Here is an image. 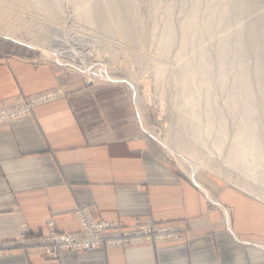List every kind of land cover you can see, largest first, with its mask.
<instances>
[{"label":"crops","instance_id":"crops-1","mask_svg":"<svg viewBox=\"0 0 264 264\" xmlns=\"http://www.w3.org/2000/svg\"><path fill=\"white\" fill-rule=\"evenodd\" d=\"M68 80L0 42V106L57 92L0 124V244L45 236L51 222L79 232L80 208L127 227L147 219L183 226L184 236L58 259L38 245L0 247V264H264V200L202 176L211 198L145 135L86 121L81 85Z\"/></svg>","mask_w":264,"mask_h":264},{"label":"rangeland","instance_id":"rangeland-1","mask_svg":"<svg viewBox=\"0 0 264 264\" xmlns=\"http://www.w3.org/2000/svg\"><path fill=\"white\" fill-rule=\"evenodd\" d=\"M60 1L61 3L58 5L59 9H56L54 12V14L59 13L60 15L54 16L53 14L51 16L53 12H45L41 9L36 11L37 8L31 7L27 0H0V31L11 30L18 38L34 42L36 46L32 47L25 45L2 33H0V42L11 46L14 50L22 53L32 61L53 65L60 73H63L67 79H70L68 81H71V84L81 85V91L78 94L80 98L79 104L82 107L83 117L86 121L94 120L105 128L114 129L125 127L131 132L145 135L150 139L152 146L164 159L191 178L189 174L185 173L173 156V153L178 151L176 139L173 137L174 134H177V130L178 133L180 132L182 135L185 134V141H189L188 139L192 141L191 128L190 131L184 129L180 131L179 106L182 103V97L178 94L179 88L175 86V79L173 78L179 66L174 55L179 49L178 46H180L181 39L179 40V38H181V32L174 46L176 50L173 47L170 53L161 51L160 41L167 29V18L171 17L174 24L179 27L182 20L187 16V12L192 10L194 0H130L131 3L134 4L132 7L133 10H135V12L138 10V12H136V15L139 14L138 16L140 17L137 16L138 20L142 19L139 20L140 26L134 29L133 35L129 39L120 37L117 34L119 29L117 24L113 25V30H105L101 26L98 27V25L79 19L80 17L77 14L78 10H76L77 12L75 11L76 7L74 3H72V0ZM204 2H206V0L202 2L201 7L204 6ZM246 5L248 9L242 15V19L248 30L250 28L249 24L252 22L257 24L261 21L258 20V16L264 13V0H246ZM72 6L73 8H71ZM10 24L11 26H9ZM258 25H260V23ZM218 37L219 35L215 36L213 39L210 38L208 43L215 42ZM233 37L234 39L237 38L235 31L232 33L231 38ZM42 47H44L45 50L55 52L58 51V47L86 51L89 58H92L88 62L89 70L85 71L84 69L62 65L44 54L42 52ZM107 48L109 49L107 50L108 52H102ZM210 49L212 55L215 56L216 46H212ZM191 55L192 54H190V56ZM158 62L164 63L167 66L165 77L161 79V81L156 80L153 70V66ZM144 65H148V67ZM215 66L216 65H214L213 69H216ZM254 67V63H252L251 69L253 70ZM110 77L112 79H110ZM197 80H191L193 86L195 84V87H197V83L199 82ZM162 81L166 82L163 83ZM215 81L216 85L213 89H220L219 84H217V79ZM228 85L230 86V90L236 87L231 80ZM228 85H226L227 89L224 87L226 90L224 88L221 90V88V93L213 99L216 100V105H220L222 114L226 116L229 126H231L229 131H232L238 124V121H240L241 112L238 114L233 113L227 107V101L229 104L230 99L229 95L226 93L227 90L229 91ZM257 87L258 86L255 87V90H264L263 87H261V89ZM55 94H57V92H47L31 97H21L16 101H27L36 97L45 98L42 96H51L50 98H53ZM163 95H165L167 101L162 100ZM261 98L262 97H260V99ZM201 112L203 114L202 116H204V110ZM204 124L206 123L204 122ZM214 136L208 139L209 148L204 149V151L210 154L208 155V153L205 152L206 155L210 156L212 160L218 163L219 167L222 166L220 171L216 168L211 169L208 168V166L205 167L203 164L190 158L189 161L193 163L197 169L191 179L196 184H199L203 191L212 198L211 192L199 180L202 176L221 180L230 186H234L250 195L258 197L254 192L251 193L244 187L243 182L240 181L245 175L243 176L242 172L233 169L231 165L224 161L227 151H229L230 148L232 134L230 133L229 140L224 143L222 151L212 146V140L216 137ZM185 157L188 156L185 154ZM222 170L224 172H222ZM229 170L232 172L231 177L228 176L230 173L227 174V172H230ZM234 170L236 172H234L235 174L238 175L240 173V176L238 175L239 177L233 174ZM261 170H264V167ZM223 173H226V175H223ZM246 179L250 180V177H246ZM253 183L258 186L260 185L259 182Z\"/></svg>","mask_w":264,"mask_h":264},{"label":"bare ground","instance_id":"bare-ground-1","mask_svg":"<svg viewBox=\"0 0 264 264\" xmlns=\"http://www.w3.org/2000/svg\"><path fill=\"white\" fill-rule=\"evenodd\" d=\"M72 1L76 7L75 11L78 10L79 19L98 25V27L101 26L105 30H113V25L117 24L119 26L117 34L125 39L131 38L134 29L140 26L139 20L142 18L138 20L139 14L136 15L138 10L136 12L133 10L134 4L130 0ZM203 1L194 0L192 10L187 12V16L182 20L179 27L174 24L171 17L165 19L167 29L160 41L161 51L170 53L181 32L180 46L174 55L179 66L173 78L175 79V86L179 88L178 94L182 97V103L179 106L180 131L183 129L190 131L191 128L192 141L190 139L185 141V134L182 135L177 130V134H174L173 137L176 139L178 151L174 152L173 156L191 178L197 169L189 161L190 158L205 167L216 168L220 171L222 166L219 167L218 163L212 160L208 156L210 154L204 149L209 148L208 139L215 135L212 146L222 151L224 143L229 140L231 133L232 140L224 161L233 169L242 172L243 176L245 175L244 178L240 179L244 187L251 193L254 192L258 198L264 199V170H261L264 167V90H255L256 86L260 87L259 89L264 88V13L259 14V19L257 18L262 22L257 24L252 22L247 30L242 19V15L248 9L246 0H206L204 6L201 7ZM27 2L31 7L37 8L36 11L41 9L45 12H53L51 16L56 9H59L58 5L61 3L60 0H27ZM58 14L55 13L54 16ZM259 23L260 25H258ZM234 31L237 34L236 39L231 38ZM0 33L25 45L36 46L34 42L18 38L11 30L0 31ZM217 35L219 37L216 41L214 40L215 42L208 43L210 38L213 39ZM212 46H216L215 56L212 55L210 49ZM174 49L176 50L175 47ZM107 50L109 49L107 48L102 52ZM42 52L62 65L84 69L85 71L89 70L88 62L92 59L89 58L86 51L79 49L58 47V51L55 52L45 50L42 47ZM190 54L192 55L190 56ZM252 63L255 66L253 70L251 69ZM148 65L144 66L148 67ZM214 65H216V69H213ZM153 67L156 80L164 79L166 64L158 62ZM110 79L112 78L110 77ZM192 79H198L199 82H195L197 87L195 84L193 86ZM216 79L220 89L222 88L221 90L226 88L230 80L236 85L233 90H230L228 85L229 91L226 92L230 97L229 104L227 101L228 109L236 114L241 112L240 121L232 131H229L231 126H229L226 116L222 114L220 105H216V100L213 99L221 93L219 88L213 89L216 85ZM260 97L262 98L260 99ZM166 99L163 95L162 100L165 101ZM202 110L205 112L204 116H202ZM185 154L189 158L185 157ZM222 172L224 171L222 170ZM234 172L235 170L233 174L236 173ZM229 173L228 176L231 177L232 172H227V174ZM238 175L240 176V173ZM238 175L237 177H239ZM246 177H250V180ZM253 182H259L260 185H255Z\"/></svg>","mask_w":264,"mask_h":264},{"label":"built area","instance_id":"built-area-1","mask_svg":"<svg viewBox=\"0 0 264 264\" xmlns=\"http://www.w3.org/2000/svg\"><path fill=\"white\" fill-rule=\"evenodd\" d=\"M42 97L45 98L18 100L0 106V124L31 114L34 106L49 100L51 96ZM76 216L80 223L79 232H58L51 222L49 233L45 236L30 240L23 234L20 239L0 244V247L38 245L43 248L47 258L58 259L66 251L85 252L100 247L164 242L181 239L185 233L183 226L157 224L152 219L137 220L132 227L121 222L97 220L89 208H80Z\"/></svg>","mask_w":264,"mask_h":264}]
</instances>
